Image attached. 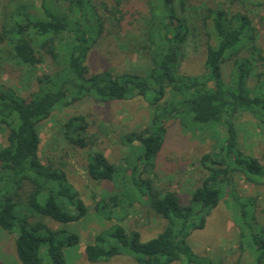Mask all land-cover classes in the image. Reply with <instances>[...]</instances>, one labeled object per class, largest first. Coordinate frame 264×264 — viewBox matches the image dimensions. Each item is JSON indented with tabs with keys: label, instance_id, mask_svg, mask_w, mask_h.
Returning a JSON list of instances; mask_svg holds the SVG:
<instances>
[{
	"label": "trees",
	"instance_id": "1",
	"mask_svg": "<svg viewBox=\"0 0 264 264\" xmlns=\"http://www.w3.org/2000/svg\"><path fill=\"white\" fill-rule=\"evenodd\" d=\"M25 1L10 0V10L4 8L0 45L6 44L5 59L35 69L42 64L43 51L56 69L36 78L37 91L25 96L0 82V132L5 135V144L0 147V229L8 233L17 230L14 245L19 262L65 264L63 248L77 246L79 238L52 230L42 222L32 223L28 214L18 208L59 224L76 222L86 213L83 201L67 183L66 174L39 161V125L56 108L77 102L107 104L141 98L148 102L153 116L146 129L128 134L125 140L128 144L137 142L143 149L145 166L139 164V170L138 165L134 168L127 164L120 169L95 151L88 155L86 171L95 182L111 183L124 180L130 172L144 191L150 210L166 220L167 225L146 242L141 241L139 233H127L121 225H115L111 231L97 234L85 247L87 261L106 263L127 254L135 264H209L194 254L187 238L191 231L204 228L210 212L229 192L239 228V247L250 252L252 264H264V227L255 220L251 200L224 187L235 174L253 183L264 176L259 161L238 148L234 123L237 115L246 113L264 129V72H255L254 64L261 56L256 31L247 16L207 8L199 20L206 39L205 72L182 76V48L199 31L190 19L196 13H185V0L149 1L142 48L148 51L151 69L145 75H114L108 70L89 74L88 54L107 30L102 15L109 14V22L119 27L123 0H112L110 8L102 3V10L92 0H40L39 9L34 10H29ZM232 60L231 79L226 84L223 65ZM250 78H256L253 88L248 86ZM168 95L171 104L166 101ZM174 116L182 117L183 125L191 118L194 124H212L223 130L220 140L216 136L218 150L201 159L203 165H209L210 174L201 187L192 191L186 206L180 204L175 193L162 191L149 177H142L148 168H153L152 161L162 148L165 121ZM89 127L86 116L74 115L61 126V136L69 145L86 149L90 145ZM121 193L115 192L98 202L97 209L108 214L107 220L111 219V211L122 208L124 203L128 207L133 203L129 199L124 202L127 197Z\"/></svg>",
	"mask_w": 264,
	"mask_h": 264
},
{
	"label": "rangeland",
	"instance_id": "2",
	"mask_svg": "<svg viewBox=\"0 0 264 264\" xmlns=\"http://www.w3.org/2000/svg\"><path fill=\"white\" fill-rule=\"evenodd\" d=\"M10 0H0V24L4 8ZM152 0H123L121 3V23L114 27L109 22L111 16L102 13L109 31L102 36L99 43L92 48L86 59L89 74L110 71L114 75L128 72L145 75L151 69L148 51L142 48L145 38V20L149 15V4ZM179 0H176V3ZM186 10L195 11L190 19L199 28L195 36L185 42L180 60L179 74L196 76L205 72L206 39L200 29V18L207 8L222 9L227 13H241L250 20L256 31V46L260 49L261 59L254 64L255 72H264V0H185ZM29 10L39 9L40 0H26ZM98 10L102 3L109 8L112 0H92ZM8 9V8H7ZM10 10V9H8ZM189 19V18H188ZM6 44L0 45V82L12 88L19 96H25L37 91L36 78L52 73L56 67L53 60L41 52L42 64L35 69L18 66L5 59ZM233 60L223 65V80L230 83ZM256 78H250L248 86L255 87ZM211 87V84H210ZM168 104L173 102L169 95ZM74 115H84L89 122L87 133L89 147L78 149L69 145L61 136V126ZM153 110L148 102L141 98L127 101H111L99 104L92 100L77 102L67 108H56L49 119L39 125L40 144L37 155L44 165L61 169L67 177V183L79 195L86 207L85 215L76 222L59 224L51 219L39 216L25 209L20 212L28 214L32 223L42 222L52 230L75 234L79 243L75 247H64L65 264H135L132 256L123 254L112 258L109 262L90 263L87 261L84 249L91 244L94 237L106 230L111 231L115 225H121L127 233L137 232L142 242L155 238L167 225L166 220L155 215L147 204L144 191L125 174L122 181L95 182L86 171L88 155L100 152L117 168L127 164L132 167L145 166L142 157L143 149L137 142L128 144L125 136L140 132L149 126ZM176 118V119H174ZM182 118V117H181ZM180 116L170 117L165 121L166 132L162 148L152 161L154 166L148 168L142 177H149L162 191L173 192L179 198L182 206L190 200V194L201 187L210 174L207 166L201 163L203 156L217 151L222 138V129L212 124H194L187 118L185 125ZM237 128L238 148L246 155L255 158L264 168V129L249 114H239L235 118ZM90 139V140H89ZM5 144V135L0 132V147ZM140 164V165H139ZM227 191L234 190L242 199L249 198L253 205L255 220L264 227V176L260 182H251L241 174H235L227 180ZM122 192L133 203L115 209L111 219L107 213L97 209L100 200L113 193ZM43 198H40L42 203ZM231 196L226 192L218 206L210 212L203 229L191 231L187 243L199 258L209 264H252V255L247 249L241 250L239 243V228L235 222V214L231 209ZM18 215V211H17ZM17 235L15 229L8 233L0 229V264H21L15 253L14 241ZM43 261L46 262L44 248H41ZM174 264H182L176 262Z\"/></svg>",
	"mask_w": 264,
	"mask_h": 264
}]
</instances>
